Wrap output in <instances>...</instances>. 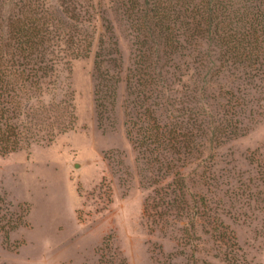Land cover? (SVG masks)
Wrapping results in <instances>:
<instances>
[{"label":"rangeland","instance_id":"obj_1","mask_svg":"<svg viewBox=\"0 0 264 264\" xmlns=\"http://www.w3.org/2000/svg\"><path fill=\"white\" fill-rule=\"evenodd\" d=\"M164 2L186 37L156 60L118 0H0L1 19L43 34L37 56L5 57L0 264H264V43L192 31L208 2L226 31L264 0ZM22 68L38 76L19 86Z\"/></svg>","mask_w":264,"mask_h":264},{"label":"trees","instance_id":"obj_2","mask_svg":"<svg viewBox=\"0 0 264 264\" xmlns=\"http://www.w3.org/2000/svg\"><path fill=\"white\" fill-rule=\"evenodd\" d=\"M254 1L256 2L258 0ZM118 2L121 3L123 7H127L126 10L131 11L134 16H137V14L140 13V16L136 18L137 21L139 20V28L146 33L147 38L149 39L151 44H153L152 51H149L148 48H146L145 50L154 55L156 60L159 59L156 55L160 50V46H162V48L164 49L168 46V43L170 41H175V38L178 39L180 36L186 37L185 31H180L181 29L178 27L181 26V22H179L178 16L177 19L174 18L176 11H179L178 8H170L168 3L164 2V0H118ZM211 3L208 2V17L204 18V21H202V23L196 22L194 29L192 28V31L195 32L193 34L194 38H204L207 41L221 44L228 43L227 41L232 42L233 40L237 45L243 44L245 42L247 45L250 44L254 46L251 47V50L255 47L259 48V43H264V10L262 12L260 11V9L258 10L256 7H254L256 11H253V7H248V10L249 8L251 9V13L244 16V11H246L247 8L245 6L241 7V5H239V7L237 8L239 12L241 14L242 12H244L242 16H239V14H237V17H235L237 19L235 24H240L239 27H230L229 29L224 31L222 30L224 21L214 20V15L212 13L215 10V7H213L215 4L213 3L212 7H210L209 5H211ZM228 3H226V5L224 6H231L230 4L227 5ZM178 5L179 9H183V6H181V4ZM205 21H207L206 24H204ZM177 23H179V25L176 27ZM25 24H27L26 27ZM25 24H23L20 29H15V24L9 17L4 20L1 19L0 15V92L4 90L13 91V86H10L11 84H13V81L10 80L11 77L15 76L12 71L14 65L11 64L12 62H10L5 57H12L17 54L16 52H18L23 56L24 59L28 60L29 57L33 56V54L34 56H37L40 52L37 51V46L39 45V43L37 42L41 37H43L41 29L36 28V25H34L35 21H30L29 23ZM168 24H172V26ZM241 27L243 28L242 31L240 30ZM142 35H144V33H142ZM22 37L26 38L21 39ZM10 41H13L14 44H11ZM143 45L146 46L145 43H143ZM9 48H11L12 50L8 51ZM239 50V47L238 49L237 47H233L232 53L240 54L235 56L241 57V55L244 54L243 52L245 50L243 52H240ZM251 50L245 53V57L247 56V53H252ZM164 54H166L165 50ZM142 57L145 61L149 62V58L147 55H142ZM37 71L38 70L34 68L33 75H30V69H27L26 72L25 68H22L18 73L20 78L19 86H24L25 83H31L32 81L30 80V78L37 77ZM155 74L158 77L160 76V73L155 72V67L147 64L145 66L144 75L149 78L147 84L150 87L156 84L155 82H153V75ZM34 82L35 81H33V83ZM8 85L10 86V89L7 88ZM160 86L162 87V85ZM192 102L200 105L199 107L201 109L203 108L202 104H204V100L193 99ZM4 113L5 110L0 109V148L8 151L14 149L16 142L11 139L6 133L7 126L5 127L4 123H2L1 121V119L4 118ZM159 129L161 130L162 138H164V140H162V143H164L166 148L168 149L167 152L169 151L171 153H175L174 150H176L177 146L179 145L178 142H180L178 137L173 138L172 136H170L171 131L166 130L165 126H161V128ZM184 136L185 135H183L182 137ZM191 147L192 145L190 143L185 144L183 153L187 155L190 154L189 149H191Z\"/></svg>","mask_w":264,"mask_h":264}]
</instances>
